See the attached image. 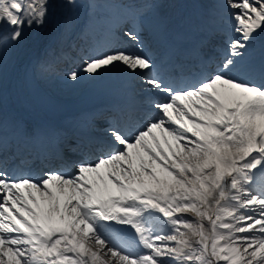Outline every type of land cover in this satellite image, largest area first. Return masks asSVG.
<instances>
[{"label":"snow or ice","instance_id":"obj_1","mask_svg":"<svg viewBox=\"0 0 264 264\" xmlns=\"http://www.w3.org/2000/svg\"><path fill=\"white\" fill-rule=\"evenodd\" d=\"M219 2L230 34L212 62L199 52L211 32L186 51L134 13L164 43L163 67L128 28L136 51L110 48L66 73L122 70L142 105L113 118L95 159L71 171L17 175L0 153V264H264V0ZM50 7L0 0V60Z\"/></svg>","mask_w":264,"mask_h":264},{"label":"bare ground","instance_id":"obj_2","mask_svg":"<svg viewBox=\"0 0 264 264\" xmlns=\"http://www.w3.org/2000/svg\"><path fill=\"white\" fill-rule=\"evenodd\" d=\"M51 1H52V7H50L49 13L51 15H53L54 23H57V24L64 23L67 16L70 13V11H71L70 17H71L72 24L74 25L77 21H79V14L81 12L80 8H81V5H83L82 2H77L76 0H74V5H69L68 6L69 8H65L63 6V4L65 3L66 0H51ZM141 1L145 2L146 0H141ZM202 1H206V0H202ZM161 2H162V0L161 1L160 0H152L151 7L156 8V5L157 6H159V4L161 5ZM168 2H169V4L167 7L162 6L163 11L171 10L176 6V0H168ZM54 23H48V21H47L46 24L44 25L45 28L44 27L43 28L33 27V28L27 30L25 32V36H24V39L22 41H26L28 43L35 41L33 43V45H36V46H32V47H37V43L42 38L44 32L47 30V28L49 27L50 24H54ZM48 29H52L51 32H53L54 31L53 25L50 26ZM23 55H24V53H22V52L17 53L18 57L23 56ZM8 57H10L9 54L7 52H5L3 54L2 60H0V67L2 65L8 66L10 69H12L14 71V68L12 67V63ZM160 58L165 59V61L168 59V57L166 55V49L163 50ZM4 77L5 78L3 79V83L1 84V90H0V100L1 101H2V99L4 101V96L6 94H3V93L6 92V89L12 93L11 89L13 88V86L11 85V80L8 77H6L5 75H4ZM92 78H94V77L84 76L83 78L79 79L78 84H77V81L73 82V81L68 80L67 78H64V79H62L61 87H52L51 88V91L54 92V93H52L51 97L54 99H57L59 97H61L62 99H65V98L67 99V97L71 96L77 90V87L86 85L87 83L90 82V80ZM107 78L109 79V81H111L109 76H106V77L102 76V77H99V78L93 80V83H102V84L106 83ZM37 89H38V87H35L34 91L36 92ZM13 96L25 97V94H23V92H22V94H14L13 93Z\"/></svg>","mask_w":264,"mask_h":264}]
</instances>
